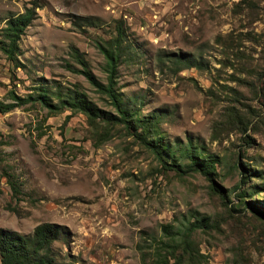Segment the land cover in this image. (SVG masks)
Wrapping results in <instances>:
<instances>
[{"label": "rangeland", "instance_id": "1", "mask_svg": "<svg viewBox=\"0 0 264 264\" xmlns=\"http://www.w3.org/2000/svg\"><path fill=\"white\" fill-rule=\"evenodd\" d=\"M30 1L0 0V27ZM36 2L17 42L19 65L0 51V101H11L9 91L24 98L43 85L77 90L115 113L71 51L104 83L98 45L115 35L119 21L124 52L114 89L121 101L138 118L158 114L147 138L163 144L167 162H188L186 151L212 160V179L223 190H210L197 172L163 170L122 125L96 144L82 114L49 115L28 100L0 112V227L20 233L40 222L63 227L66 240L54 248L71 264H158V254L161 264H177L160 246L169 238L161 226L176 231L206 219L209 228L189 235L196 253L179 264H264V215L255 209L264 206V0ZM178 53L195 65L173 66L168 57ZM230 104L243 114L245 130L213 135ZM5 174L19 183L14 197ZM240 178L244 197L234 187Z\"/></svg>", "mask_w": 264, "mask_h": 264}, {"label": "trees", "instance_id": "2", "mask_svg": "<svg viewBox=\"0 0 264 264\" xmlns=\"http://www.w3.org/2000/svg\"><path fill=\"white\" fill-rule=\"evenodd\" d=\"M31 6L25 7L19 13L9 14L4 18L3 26L0 27V51L10 63L15 67L19 65L16 60L17 42L22 35L24 29L29 25L35 16L34 8L37 4L36 0L30 1ZM91 23L89 18H84ZM115 25V35L105 40L103 45H98L104 59L105 82L101 83L95 79L87 70L86 62L81 54L74 48L71 51L72 58L82 67L79 72L84 75L86 80L108 99L113 106L115 113L100 110L85 98L84 94L77 90L67 89L64 92L60 90H49V88L41 85L39 92L33 95H26L24 98L15 95L11 91L8 95L10 102L0 101V112H6L11 108L18 106L23 101H37L41 106L45 107L49 115H54L63 111L70 110L72 113H80L91 128L94 129L95 143H101L109 137L110 129L116 125H122L123 130L136 137L145 147L149 148L155 155L159 166L163 170H171L175 175L181 176L189 172H197L207 179L209 189L213 191L223 190L219 185L215 184L212 173V160H205L199 154L193 151H186L185 155L188 162L180 163L175 159L167 162L163 157L167 156L163 144L157 138H147L151 135L158 121V114H150L148 116L138 118L136 113L127 107L120 99L119 93L114 89V81L116 77L117 65L120 57L124 52V31L121 24L117 21ZM168 61L173 66L188 67L195 65L192 58L185 54H171ZM51 96L56 100L51 101ZM243 114L233 104L227 105L223 112L221 120L215 122L212 126V133H218L221 129H230L242 133L246 128L243 120ZM97 126L100 129H97ZM251 176H255L252 174ZM240 178L238 184L234 187L238 190V195L244 197V191L241 188ZM5 182L9 187L10 195L14 197L19 193V183L10 174H5ZM264 183V182H262ZM261 186V185H260ZM256 190L252 189L246 194L250 196ZM258 191V190H257ZM256 211L264 215V206L255 208ZM162 231L168 235L166 242L160 241L161 248L164 247L165 253H169L174 257L175 263L179 264L183 259H189L193 253L192 243L189 239L190 233L197 228H209L206 219L194 220L187 223L183 229L171 231L168 225H162ZM173 234V235H172ZM172 235V236H171ZM175 235L178 236L177 240ZM66 240L63 227L51 223L40 222L36 224L31 232L20 233L15 230L0 227V264H71L63 260L58 250L54 248L55 241ZM177 249L179 250L177 252ZM163 255L158 254V264L164 262Z\"/></svg>", "mask_w": 264, "mask_h": 264}]
</instances>
